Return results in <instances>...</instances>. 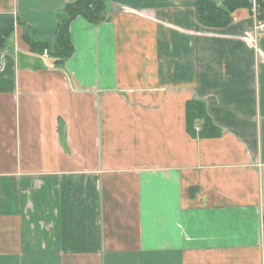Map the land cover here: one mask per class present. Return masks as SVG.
Wrapping results in <instances>:
<instances>
[{
  "label": "crops",
  "instance_id": "0c3cea01",
  "mask_svg": "<svg viewBox=\"0 0 264 264\" xmlns=\"http://www.w3.org/2000/svg\"><path fill=\"white\" fill-rule=\"evenodd\" d=\"M74 1L0 0V264H264L254 14L210 29L191 1L108 0L57 65L23 34L53 41ZM191 101L218 134H190Z\"/></svg>",
  "mask_w": 264,
  "mask_h": 264
},
{
  "label": "trees",
  "instance_id": "16d2710c",
  "mask_svg": "<svg viewBox=\"0 0 264 264\" xmlns=\"http://www.w3.org/2000/svg\"><path fill=\"white\" fill-rule=\"evenodd\" d=\"M108 0H75L66 4L57 14V27L54 40L36 41L27 32L23 40L33 52L42 55L47 51L48 57L54 59L55 64L63 63L72 54V46L68 35V26L76 18L82 17L93 24L109 20L107 10ZM193 2L195 16L200 25L210 29H223L232 21V14L238 9H247L254 14L257 21L264 22L263 0H179ZM254 1V6H253ZM19 24V22H17ZM14 19L10 18L0 27V52H3L13 35ZM187 128L191 135H195L194 123L202 120L197 135L210 137L218 134L219 130L212 124L206 114L204 104L191 101L186 106Z\"/></svg>",
  "mask_w": 264,
  "mask_h": 264
},
{
  "label": "built area",
  "instance_id": "2783aa9c",
  "mask_svg": "<svg viewBox=\"0 0 264 264\" xmlns=\"http://www.w3.org/2000/svg\"><path fill=\"white\" fill-rule=\"evenodd\" d=\"M253 6H254V1H253ZM253 32L254 34H260V33H264V22L262 21H257L255 19V24L253 27ZM44 56H48V53L46 50H44L43 54Z\"/></svg>",
  "mask_w": 264,
  "mask_h": 264
}]
</instances>
